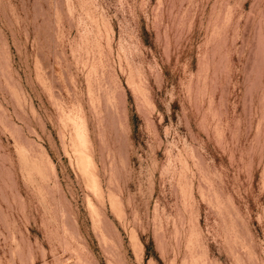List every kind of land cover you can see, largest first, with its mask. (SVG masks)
<instances>
[{
  "label": "rangeland",
  "instance_id": "rangeland-1",
  "mask_svg": "<svg viewBox=\"0 0 264 264\" xmlns=\"http://www.w3.org/2000/svg\"><path fill=\"white\" fill-rule=\"evenodd\" d=\"M0 264H264V0H0Z\"/></svg>",
  "mask_w": 264,
  "mask_h": 264
}]
</instances>
